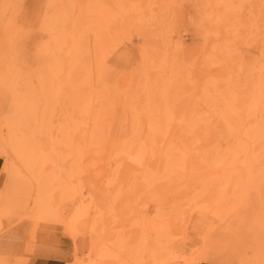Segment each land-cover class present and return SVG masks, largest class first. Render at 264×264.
Segmentation results:
<instances>
[{
	"label": "rangeland",
	"instance_id": "374dc122",
	"mask_svg": "<svg viewBox=\"0 0 264 264\" xmlns=\"http://www.w3.org/2000/svg\"><path fill=\"white\" fill-rule=\"evenodd\" d=\"M61 264H264V0H0V236Z\"/></svg>",
	"mask_w": 264,
	"mask_h": 264
},
{
	"label": "crops",
	"instance_id": "0c3cea01",
	"mask_svg": "<svg viewBox=\"0 0 264 264\" xmlns=\"http://www.w3.org/2000/svg\"><path fill=\"white\" fill-rule=\"evenodd\" d=\"M0 255L23 259L25 255V243L18 233H6L0 236ZM31 261L39 264H61L65 256L54 248L36 245L32 251Z\"/></svg>",
	"mask_w": 264,
	"mask_h": 264
}]
</instances>
